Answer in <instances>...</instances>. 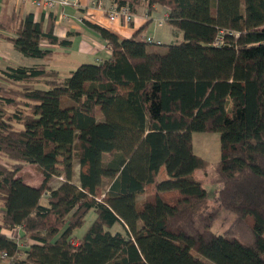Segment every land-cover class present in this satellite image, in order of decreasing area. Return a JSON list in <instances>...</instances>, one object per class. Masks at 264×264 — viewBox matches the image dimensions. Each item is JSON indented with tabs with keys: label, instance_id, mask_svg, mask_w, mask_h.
I'll use <instances>...</instances> for the list:
<instances>
[{
	"label": "trees",
	"instance_id": "trees-1",
	"mask_svg": "<svg viewBox=\"0 0 264 264\" xmlns=\"http://www.w3.org/2000/svg\"><path fill=\"white\" fill-rule=\"evenodd\" d=\"M118 4L166 6L183 40L153 51L142 36L151 19L128 38L88 22L112 43L108 58L65 75L0 64V250H17L2 228L23 225L32 243L16 264H264V0ZM48 14L45 24L13 12L0 26L24 56L45 58V42L70 44ZM196 131L220 133L212 169ZM222 211L234 218L217 234Z\"/></svg>",
	"mask_w": 264,
	"mask_h": 264
},
{
	"label": "crops",
	"instance_id": "crops-1",
	"mask_svg": "<svg viewBox=\"0 0 264 264\" xmlns=\"http://www.w3.org/2000/svg\"><path fill=\"white\" fill-rule=\"evenodd\" d=\"M112 3H118V0H76L66 7L57 6L54 9L43 10L38 8L32 0H27L25 3L18 0H0V21H7L13 12L19 13L21 17L32 12L36 20L43 18L46 24L49 21L48 13L52 12L55 34L61 39L70 41L68 45L48 44L45 42V47L52 50V54L45 58L28 57L16 50L12 43L5 38L6 35L12 36L14 33L0 26L1 66H33L44 64L48 68L50 67L65 75L81 63L90 62L92 59L99 62L108 58L111 54L100 48L105 39L88 22L105 27L117 33L121 38H128L151 19V22L142 33L143 38L153 36L157 40H160L162 44L166 42V45L177 42L176 39L181 34L183 35L181 31L174 28L168 21H165L161 26L158 25V21L169 11L166 6L155 5L154 11L151 13L144 5L137 7L133 11L135 15L134 21L126 23L124 21H110L108 19L106 10ZM61 53L65 55L73 54L75 59H68V65L70 66L66 65L68 67H62V63L66 59L60 56ZM28 165L25 166L24 170H27ZM30 179L32 178H27L29 184L39 185L43 176L38 183H34Z\"/></svg>",
	"mask_w": 264,
	"mask_h": 264
},
{
	"label": "rangeland",
	"instance_id": "rangeland-1",
	"mask_svg": "<svg viewBox=\"0 0 264 264\" xmlns=\"http://www.w3.org/2000/svg\"><path fill=\"white\" fill-rule=\"evenodd\" d=\"M183 40V35L181 34L179 38L176 39L177 42H180ZM148 48L153 51H159V52H166L167 50V45L166 42L162 45H158L155 43H149ZM60 56H63V59H66L65 62L63 61L62 67L66 68L70 65H68L69 60H74L75 57H73V54L70 55H65V54H60ZM62 59V60H63ZM69 59V60H68ZM91 60V59H90ZM95 60L92 59L90 62H94ZM61 62V61H60ZM96 62V61H95ZM68 65V66H66ZM50 68V67H49ZM75 68V67H74ZM193 149L196 154L204 157L206 160H208V169L214 168V165L219 161L220 159V154H221V144H220V133L217 131H196L193 133ZM28 165V164H27ZM29 174V178L32 182L38 183L42 176L38 172L37 168L35 166L28 165L27 170H24ZM74 176H73V181L78 182V165L75 164L74 168ZM199 177H204V172L199 171L198 173ZM166 173L165 170L162 169V175L161 178H165ZM59 180L58 178L53 179L54 184H56ZM217 184L207 182L205 184V187L209 193L210 198H213L215 195V189L217 188ZM150 193V192H148ZM150 196V194L144 193L139 196V201L144 200L145 197ZM96 218V212L91 209L86 217L85 221L82 224V226L76 228L73 231V236L76 238L81 237V234L88 228V226L91 224V222ZM234 218V215L229 212V211H222L220 217L218 220L215 222L213 226V231L217 234H221L226 231V229L230 226L232 220ZM120 227V226H118Z\"/></svg>",
	"mask_w": 264,
	"mask_h": 264
},
{
	"label": "built area",
	"instance_id": "built-area-1",
	"mask_svg": "<svg viewBox=\"0 0 264 264\" xmlns=\"http://www.w3.org/2000/svg\"><path fill=\"white\" fill-rule=\"evenodd\" d=\"M22 3H25L27 0H18ZM33 3L43 10L54 9L57 6L66 7L70 5L72 2L69 0H32ZM107 17L110 21H124L126 23H131L135 19L134 12L131 9L129 4H118L112 3L109 8L106 10ZM168 13L158 21V25L161 26L165 21H167ZM145 40L149 43H155L161 45L162 42L157 40L153 36L145 37ZM224 43L223 35H219L215 40V45H221ZM100 48L112 53V43L109 40H104L101 44ZM59 179H63L62 176ZM24 227L23 225H15L13 227H4L1 232L5 233L12 239H15L17 244V250L14 254H10L6 250H0V264H16L18 261L23 260L28 255V250L30 249V245L32 240L29 238H25L24 235ZM74 243L77 244V240H74Z\"/></svg>",
	"mask_w": 264,
	"mask_h": 264
},
{
	"label": "water",
	"instance_id": "water-1",
	"mask_svg": "<svg viewBox=\"0 0 264 264\" xmlns=\"http://www.w3.org/2000/svg\"><path fill=\"white\" fill-rule=\"evenodd\" d=\"M69 1L74 2V1H76V0H69Z\"/></svg>",
	"mask_w": 264,
	"mask_h": 264
}]
</instances>
